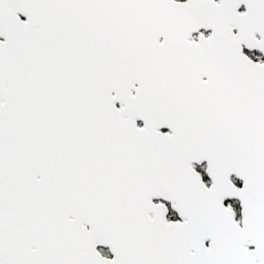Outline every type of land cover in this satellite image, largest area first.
<instances>
[{
	"label": "snow or ice",
	"instance_id": "6c2138e0",
	"mask_svg": "<svg viewBox=\"0 0 264 264\" xmlns=\"http://www.w3.org/2000/svg\"><path fill=\"white\" fill-rule=\"evenodd\" d=\"M0 264H264V0H0Z\"/></svg>",
	"mask_w": 264,
	"mask_h": 264
}]
</instances>
